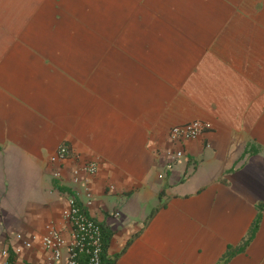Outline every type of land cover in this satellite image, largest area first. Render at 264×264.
<instances>
[{
  "label": "crops",
  "instance_id": "crops-1",
  "mask_svg": "<svg viewBox=\"0 0 264 264\" xmlns=\"http://www.w3.org/2000/svg\"><path fill=\"white\" fill-rule=\"evenodd\" d=\"M189 122L207 132L166 170V132ZM62 143L76 157L63 184L48 162ZM91 159L86 213L115 264H217L237 248L264 201V0H0L8 264L49 256L36 241L14 253L16 234L68 236L58 187ZM224 264H264V206Z\"/></svg>",
  "mask_w": 264,
  "mask_h": 264
},
{
  "label": "built area",
  "instance_id": "built-area-1",
  "mask_svg": "<svg viewBox=\"0 0 264 264\" xmlns=\"http://www.w3.org/2000/svg\"><path fill=\"white\" fill-rule=\"evenodd\" d=\"M208 127L200 122H189L172 126L166 132V140L171 146L163 153L164 167L170 170L172 166L184 157L182 145L192 139L202 136ZM76 158V157H75ZM62 143L48 158V162L55 167L51 177L63 184L60 168L69 159H75ZM97 170L95 160L82 161L71 167L69 180L66 184L71 192L66 200V206L61 211V218L69 228L68 236H64L59 230L49 229L41 236L30 238L22 234H16L18 247L13 252L29 248L33 241L39 242L41 247L49 254L45 264H100L101 253V228L86 213V208L92 201L90 183ZM65 258L62 259V253ZM8 251L0 250V264H8Z\"/></svg>",
  "mask_w": 264,
  "mask_h": 264
},
{
  "label": "trees",
  "instance_id": "trees-1",
  "mask_svg": "<svg viewBox=\"0 0 264 264\" xmlns=\"http://www.w3.org/2000/svg\"><path fill=\"white\" fill-rule=\"evenodd\" d=\"M251 153H255L254 150L251 151ZM58 189L60 191L66 192L69 195H71V192L69 191L68 188H61L58 187ZM264 206V201L260 204H258L257 207V214L255 216V219L253 220L251 227L246 235V237L243 239V241L241 242V244H239L237 246V248H227L226 251L224 252V254L221 256V258L218 260L217 264H224L225 262L228 261V259L234 255L237 252L243 251L245 249V247L247 246V244L251 241V239L254 236V233L256 231L259 219H260V214L261 211L263 209ZM100 225V224H99ZM101 253H100V264H115L116 260H117V255H113V256H109L107 254V245H108V239H109V232H107L106 229H104L101 225Z\"/></svg>",
  "mask_w": 264,
  "mask_h": 264
},
{
  "label": "rangeland",
  "instance_id": "rangeland-1",
  "mask_svg": "<svg viewBox=\"0 0 264 264\" xmlns=\"http://www.w3.org/2000/svg\"><path fill=\"white\" fill-rule=\"evenodd\" d=\"M192 169H193V168H190V170L188 171V175H189V173L192 171ZM188 175H187V176H188Z\"/></svg>",
  "mask_w": 264,
  "mask_h": 264
}]
</instances>
